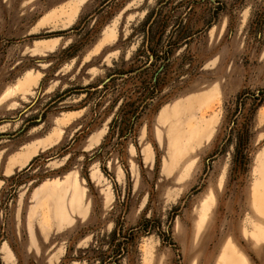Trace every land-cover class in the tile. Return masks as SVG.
Returning a JSON list of instances; mask_svg holds the SVG:
<instances>
[{"label":"rangeland","instance_id":"rangeland-1","mask_svg":"<svg viewBox=\"0 0 264 264\" xmlns=\"http://www.w3.org/2000/svg\"><path fill=\"white\" fill-rule=\"evenodd\" d=\"M72 1L0 0V264H264V0Z\"/></svg>","mask_w":264,"mask_h":264},{"label":"bare ground","instance_id":"bare-ground-1","mask_svg":"<svg viewBox=\"0 0 264 264\" xmlns=\"http://www.w3.org/2000/svg\"><path fill=\"white\" fill-rule=\"evenodd\" d=\"M262 160L264 161V154L262 155ZM254 209L259 214V216L264 218V206L261 207L258 206L257 208ZM260 224L261 223L253 224L254 233H256L257 230L259 229ZM213 254L210 256V261H212L211 262L212 264H249L247 258L244 256L240 248L231 240V238H227L226 243L221 244V246L216 251V257H213L214 256Z\"/></svg>","mask_w":264,"mask_h":264},{"label":"crops","instance_id":"crops-1","mask_svg":"<svg viewBox=\"0 0 264 264\" xmlns=\"http://www.w3.org/2000/svg\"><path fill=\"white\" fill-rule=\"evenodd\" d=\"M79 1V3H78V7H77V10H76V12H75V14L73 15V17H71L70 18V23L71 22H74L75 21V19H76V17H77V13H78V10H79V6L85 1V0H75V1H72L69 5H68V7L66 8V9H63L62 11H61V13L59 14V18H61V20H63V23L66 25V23L67 22H69V20H68V13H69V10H70V6H72L74 3H77ZM61 15V16H60ZM41 23H43V20L40 22V24ZM39 24V25H40ZM41 26H43V25H41ZM54 41V40H53ZM42 42H44V43H50L51 41H38V43H42Z\"/></svg>","mask_w":264,"mask_h":264}]
</instances>
